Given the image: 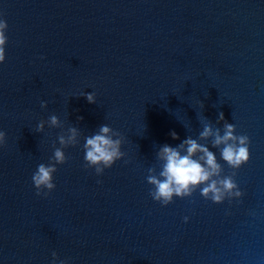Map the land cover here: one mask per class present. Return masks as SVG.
<instances>
[{
    "label": "water",
    "instance_id": "obj_1",
    "mask_svg": "<svg viewBox=\"0 0 264 264\" xmlns=\"http://www.w3.org/2000/svg\"><path fill=\"white\" fill-rule=\"evenodd\" d=\"M0 13V264H52L53 252L68 264H264V0H0ZM220 112L251 140L243 197L217 205L197 190L161 207L145 179L159 146L197 138L199 119ZM52 114L82 136L44 199L31 177L61 130L35 128ZM103 124L126 155L98 177L82 145Z\"/></svg>",
    "mask_w": 264,
    "mask_h": 264
},
{
    "label": "clouds",
    "instance_id": "obj_2",
    "mask_svg": "<svg viewBox=\"0 0 264 264\" xmlns=\"http://www.w3.org/2000/svg\"><path fill=\"white\" fill-rule=\"evenodd\" d=\"M0 13V65L6 61V46L8 44V23ZM45 59V57H40ZM79 96L86 98L88 103H97L94 92H82ZM198 106L204 109V104L199 100ZM40 107L46 110L48 103L40 102ZM81 120L82 117H78ZM199 119V117H198ZM202 130L197 138L189 136L176 147L167 144L159 146L155 159L157 166L147 169L145 177L149 187L148 195L151 199L167 207L175 198L191 199L199 190L204 200L220 205L228 200H240L244 193L236 183L235 177L240 168L249 163L251 153V140L246 134H237L235 124L228 123L223 112L218 114L217 124H212L204 117L201 121ZM223 122L222 129L216 125ZM60 129L61 131L53 141V155L47 164L39 163L32 174V183L35 195L47 199L55 191L54 176L58 171V165H64L68 161L65 149L80 145L81 130L76 126H70L64 131V124L57 115L52 114L48 120H40L36 125V133H44L45 127ZM173 140H179L175 131L170 133ZM82 145L84 151L85 169H94L96 176H102L106 169H111L114 164L124 159L126 153L122 149L125 137L108 124L101 125L98 130L84 136ZM58 142L59 147L56 146ZM217 149L220 159L232 170L230 175H224V168L218 161L216 154L209 150V146ZM7 147V134L0 130V149ZM128 161H125L127 163ZM102 181H97L101 183ZM194 203V201H193ZM184 223L189 222V217H183ZM68 264V260H60L55 252L52 253V264Z\"/></svg>",
    "mask_w": 264,
    "mask_h": 264
}]
</instances>
